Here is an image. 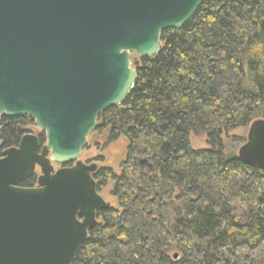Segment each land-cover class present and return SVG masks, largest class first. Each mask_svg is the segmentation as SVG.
Here are the masks:
<instances>
[{"label": "trees", "instance_id": "16d2710c", "mask_svg": "<svg viewBox=\"0 0 264 264\" xmlns=\"http://www.w3.org/2000/svg\"><path fill=\"white\" fill-rule=\"evenodd\" d=\"M159 46L131 54L133 88L97 118L106 144L128 141L119 174L93 175L98 191L111 181L118 208L97 212L71 264H264V171L222 139L264 119V0H204ZM31 126L2 115L0 157ZM192 134L207 147L192 149Z\"/></svg>", "mask_w": 264, "mask_h": 264}, {"label": "water", "instance_id": "95a60500", "mask_svg": "<svg viewBox=\"0 0 264 264\" xmlns=\"http://www.w3.org/2000/svg\"><path fill=\"white\" fill-rule=\"evenodd\" d=\"M203 1L0 0V118L28 116L45 136L27 133L0 157V264L73 262L110 207L96 163L80 159L87 137L133 88L131 54L155 55L161 32ZM237 156L264 171L263 118ZM37 168L36 185L20 186Z\"/></svg>", "mask_w": 264, "mask_h": 264}, {"label": "rangeland", "instance_id": "374dc122", "mask_svg": "<svg viewBox=\"0 0 264 264\" xmlns=\"http://www.w3.org/2000/svg\"><path fill=\"white\" fill-rule=\"evenodd\" d=\"M30 129L34 134L38 136L42 132L36 125L31 126ZM247 135V127H239L222 134V139L228 148V150L236 152L239 147L245 142ZM108 138V131L98 133L91 132L87 137V144L83 148L80 154V159L83 162L96 163L97 167H109L114 173H120V165L126 157V151L128 141L125 136H120L117 140L106 144ZM192 149H199L207 147V139L204 135L190 136ZM59 165H54V169L59 168ZM39 169H36V173L39 174ZM112 189L111 181H108L107 185L99 191L103 199L110 204V206L118 208V204L115 198L110 194Z\"/></svg>", "mask_w": 264, "mask_h": 264}]
</instances>
